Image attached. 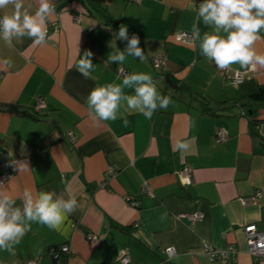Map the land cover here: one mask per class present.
Returning a JSON list of instances; mask_svg holds the SVG:
<instances>
[{
    "label": "crops",
    "instance_id": "1",
    "mask_svg": "<svg viewBox=\"0 0 264 264\" xmlns=\"http://www.w3.org/2000/svg\"><path fill=\"white\" fill-rule=\"evenodd\" d=\"M202 2L101 0L94 7L85 0H52L56 11L48 18L45 45L33 46L24 37L13 39L9 48L0 40V162L29 166L22 172L13 167L5 187L17 206L25 189L34 195H71L79 204L60 231L32 223L13 246L15 255L0 250V264H54L48 248L65 243L70 248L66 264H122L123 248L128 264H216L203 251L205 243L233 244L237 252L230 264H264L247 253L243 232L249 224L264 232V140L256 128L264 123V108H255L251 118L243 99L247 87L218 72L197 44L174 40L175 33H190ZM23 4L34 14L38 0ZM11 11L0 10V16ZM122 24L129 37H139L145 59L126 56L119 67L127 75L150 74L158 92L172 102L148 119L121 101L115 121H96L89 116L88 94L124 78L116 63L107 62L114 49L127 47L114 35ZM260 36L256 48L264 53V30ZM77 48L81 56L92 51L93 79L77 71ZM156 56L165 58L164 68L153 67ZM234 70L241 69L234 64L227 75ZM245 80L264 84V68L245 72ZM39 98L44 107L35 110ZM221 129L227 137L217 142ZM68 131L74 143L65 137ZM181 143L187 148L178 149ZM183 165L192 168L190 185L179 181ZM109 166L116 167L112 176L106 175ZM143 183L150 193H142ZM256 191L261 196L255 202H242ZM196 213L201 220L178 217ZM87 233L97 235V242L88 241ZM167 247L175 254L162 253Z\"/></svg>",
    "mask_w": 264,
    "mask_h": 264
},
{
    "label": "clouds",
    "instance_id": "2",
    "mask_svg": "<svg viewBox=\"0 0 264 264\" xmlns=\"http://www.w3.org/2000/svg\"><path fill=\"white\" fill-rule=\"evenodd\" d=\"M11 7V14L0 16V40L9 48L14 47L13 39L27 37L33 46L47 43L48 18L55 14L52 0H38L34 14L24 8L23 0H0V10ZM205 29L202 31L200 24ZM264 30V0H203L198 5L197 21L190 30L191 43L197 44L199 54L212 62L220 70H227L237 64L245 72L264 68V53L258 52L257 42ZM223 33V34H222ZM117 39L126 40L123 51L114 49L108 56V63H116L117 71L125 62L126 56L143 61L145 54L139 46L140 39L128 35L126 25H120L114 33ZM76 63L77 71L85 79H93L95 65L93 53L85 50L79 54ZM3 63L11 67L10 60ZM131 89L134 94H125L124 89ZM121 101L126 102L127 109L139 112L151 119L154 112L167 109L172 102L168 96L161 95L150 74H128L121 84L109 83L94 87L86 98L89 116L96 121H115L118 118ZM127 126L128 121L124 119ZM187 144H179L178 149H186ZM11 155V154H10ZM20 172L28 170L27 161H12L11 165ZM79 204L74 196L57 195L55 192L25 189L21 206L9 195L8 188L0 182V250L15 255L14 245L31 230L32 223L47 226L50 230L60 231L68 217L72 216Z\"/></svg>",
    "mask_w": 264,
    "mask_h": 264
},
{
    "label": "built area",
    "instance_id": "3",
    "mask_svg": "<svg viewBox=\"0 0 264 264\" xmlns=\"http://www.w3.org/2000/svg\"><path fill=\"white\" fill-rule=\"evenodd\" d=\"M134 2H140L141 0H132ZM75 20H78V16H74ZM52 29L54 31L59 30V25L57 23H53L51 25ZM174 40L177 43L180 44H186L190 45L191 43V37L190 33L187 32H178L174 34ZM152 64L153 67L156 69L164 68L166 65V60L162 56H156L152 58ZM216 70L220 73H222L226 78H229L232 82L236 84H240L245 80V72L241 70H234L230 76L227 75V70H220L216 67V65L213 63ZM119 74L124 77L127 75L126 70L121 68V71ZM44 107V103L42 99H37L34 104V109L39 110L40 108ZM258 135L262 140H264V123H260L256 126ZM65 137L72 143L75 141V137L72 131H68L65 133ZM227 134L224 130H218L216 133V141L222 142L226 139ZM43 153H41L42 155ZM11 162H0V182H5L13 175V166H10ZM116 172L115 166H109L106 170V175H114ZM179 181L183 185H190L192 183V168L183 165L181 169L177 172ZM142 193H150L148 190V187L146 183H143L141 186ZM261 196L260 191H256L254 195L242 199L243 203H251L255 202L257 198ZM128 202L132 206H136L137 202L134 200H131L129 198H126ZM178 217H186L189 220H201L203 215L200 213L196 214H190V215H179ZM243 232L245 234V240L247 245V253L254 257L255 259H264V232H260L257 230L255 224H249L243 227ZM86 239L90 241L91 243L97 242V235L92 233L86 234ZM205 254L208 256L211 262L216 264H230L234 261L235 255H236V248L233 244H227L223 247H214L209 244H203L202 247ZM49 254L54 261V264H66V260L68 258V255L70 254V248L68 244H61V245H55L50 246L48 248ZM162 253H164L166 256L170 257L175 254V251L172 247H167L162 249ZM118 261L122 264H128L130 262V256L128 255L127 248H123L121 252L118 255ZM26 264H36L34 260H29L26 262Z\"/></svg>",
    "mask_w": 264,
    "mask_h": 264
},
{
    "label": "trees",
    "instance_id": "4",
    "mask_svg": "<svg viewBox=\"0 0 264 264\" xmlns=\"http://www.w3.org/2000/svg\"><path fill=\"white\" fill-rule=\"evenodd\" d=\"M87 4L96 6L100 3L101 0H85ZM109 23H113L115 27L118 26V23L114 21H110ZM240 86L247 87L246 92L243 95L244 99V106L248 107L252 113L250 114V117H253V113L255 108H264V84H258L254 82L253 80H244L242 83H240ZM254 121L251 120V123L254 125L256 124L253 123Z\"/></svg>",
    "mask_w": 264,
    "mask_h": 264
},
{
    "label": "water",
    "instance_id": "5",
    "mask_svg": "<svg viewBox=\"0 0 264 264\" xmlns=\"http://www.w3.org/2000/svg\"><path fill=\"white\" fill-rule=\"evenodd\" d=\"M250 113V112H249Z\"/></svg>",
    "mask_w": 264,
    "mask_h": 264
}]
</instances>
